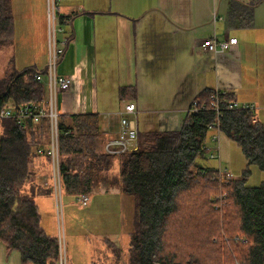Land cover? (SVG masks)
Masks as SVG:
<instances>
[{"label": "trees", "instance_id": "1", "mask_svg": "<svg viewBox=\"0 0 264 264\" xmlns=\"http://www.w3.org/2000/svg\"><path fill=\"white\" fill-rule=\"evenodd\" d=\"M57 14L59 26L69 23L70 16ZM249 14L251 9L232 2L231 20ZM13 39L11 0H0V49ZM39 72L16 69L11 56L0 78V108L43 102L46 85L35 79ZM134 89L123 86L119 94L132 99ZM212 92L205 88L192 100L207 104ZM227 97L234 99L230 92ZM215 116L213 109L186 112L178 130L138 133L137 149L120 155L102 151L105 137L99 114L58 116L63 195L89 194L100 183L106 189L117 187L131 199L129 243L124 250L121 246L111 250L114 264L118 259L122 264H200L193 253L180 262L179 254L170 249L185 243L198 248L202 235L214 230L218 232L210 241L218 252V264H264V180L257 186L246 184L251 166L264 173V123L248 109L221 111V134L240 147L246 168L241 177L220 184L218 170L197 162L205 157L207 125ZM48 135L47 119L21 124L13 118L0 120V243L17 250L21 264H54L58 254L55 226L52 230L50 221L46 224L35 201L38 194L52 195L50 182L43 187L37 181L50 172L48 156L37 153L39 146H47ZM114 165L117 172L109 177ZM27 184L29 190L24 191ZM220 192L225 197L218 205L215 197Z\"/></svg>", "mask_w": 264, "mask_h": 264}, {"label": "crops", "instance_id": "2", "mask_svg": "<svg viewBox=\"0 0 264 264\" xmlns=\"http://www.w3.org/2000/svg\"><path fill=\"white\" fill-rule=\"evenodd\" d=\"M233 1L251 9V14L231 20ZM20 2L26 24L23 38L27 41L18 42V13L11 0L14 39L0 49L10 50L3 76L11 54L20 71H43L47 62L46 0ZM56 4L60 15L71 17L68 24L59 26L64 52L56 72L73 79L72 86L57 95L59 115L97 113L107 139L117 133L123 104L132 100L138 110V133L178 130L191 100L210 88L226 90L238 103L251 104L256 120L264 123V0H56ZM212 35L218 39L233 37L236 42L227 52L212 55L200 50L199 42ZM31 39L37 45L36 53ZM17 53L27 61L17 64ZM152 70L170 72L173 78L152 81ZM123 86H133L135 97L121 98L119 89ZM44 180L38 177L37 181ZM100 193L117 199L124 196L117 187L106 189L99 183L87 194L89 202L90 196L95 198ZM52 198L51 194L35 196L43 220L46 224L50 221L53 230ZM67 213L64 235L67 232L66 245L71 246L77 230L71 219L76 215L72 210ZM129 229H124L126 245L105 238L104 246L99 247L92 236L81 232L75 260L68 254V264L105 260L113 264L108 246L114 243L124 250ZM0 264H21L20 253L0 243Z\"/></svg>", "mask_w": 264, "mask_h": 264}, {"label": "built area", "instance_id": "3", "mask_svg": "<svg viewBox=\"0 0 264 264\" xmlns=\"http://www.w3.org/2000/svg\"><path fill=\"white\" fill-rule=\"evenodd\" d=\"M47 1V62L42 73H36L35 79L41 81L46 85L45 100L40 103H29L20 106L17 109L11 106H3L0 108V120L13 118L18 123L25 121H32L33 123H39L42 119H47L49 126L48 143L46 147L39 146L37 148L38 154H46L49 158L50 172L46 180L51 182L52 196L55 202L54 217L58 225V231H56L58 254L54 264H68L66 241L64 238V223L62 228L60 222L63 216V193L62 183L59 168V146H58V112L56 109V97L60 91L68 90L72 84L73 79L71 77L60 76L56 72L58 61L60 60L64 52V42L56 40L55 33V14L54 7L56 0ZM51 9V11H50ZM51 35V36H50ZM56 35V34H55ZM235 39L233 37H225L218 39L215 35L202 39L198 48L206 51L210 54H218L221 52H227L234 44ZM228 91L223 89H214L210 94V100L207 104H201L198 100H192L186 109V112L196 113L202 109H213L216 113L214 121L207 125L208 131L211 133L210 138L214 142L213 147L204 146L206 150L210 151V158L219 159V143H220V125L219 115L222 110L230 109H248L253 111L254 106L251 104L238 103L234 99L227 97ZM137 107L132 100L126 101L121 111H119V123L117 133L105 139L102 145V151L109 155H120L126 152L134 151L138 147V128L136 119ZM133 116V118H129ZM219 165H220V159ZM218 177L222 180H230L231 175L218 169ZM45 180V181H46ZM74 202L81 206H86L89 202V196L87 194H79L74 197Z\"/></svg>", "mask_w": 264, "mask_h": 264}, {"label": "rangeland", "instance_id": "4", "mask_svg": "<svg viewBox=\"0 0 264 264\" xmlns=\"http://www.w3.org/2000/svg\"><path fill=\"white\" fill-rule=\"evenodd\" d=\"M14 6H15V14L16 12V27H17V35H18V42L26 43V39L23 38V31L25 32V22L23 17V6L20 7L21 2L20 0H13ZM58 3V1H57ZM47 1L45 5V14H46V20H45V42L47 41ZM20 9V11H19ZM51 11V9H50ZM58 6L54 7V14H55V20H54V26H55V33L54 36L56 40L60 39V28L58 25ZM56 34V35H55ZM51 36V35H50ZM31 45H34V52H37V45L31 39ZM10 55V50H1L0 51V78L3 76L5 69L7 68V60ZM12 56V54H11ZM26 59H21L18 53L16 54V63L22 64ZM58 65V64H57ZM59 67V65H58ZM43 72V71H42ZM153 77L151 78L152 81H155V79L160 80H166L167 78L171 79L173 77L170 76V72L167 71H150L149 72ZM172 80V79H171ZM151 82V81H149ZM162 91V87H159ZM60 93V92H59ZM57 93V95L59 94ZM57 98V97H56ZM58 100V98H57ZM121 111V110H120ZM138 113V110H137ZM136 115V119H137ZM129 118H133V116H130ZM101 130V129H100ZM149 131H143L140 133H145ZM208 138L206 140L205 145L207 147H213L214 142L211 140L210 135L211 133L208 132ZM220 143H219V159H220V165H219V159L218 158H210L209 154L210 151H206L205 157L201 158L199 157L197 159V162L205 165V166H213L216 170L221 169L222 171H226L231 175L232 178H239L242 176L243 170L246 168V160L245 157L240 149V147L231 139L226 138L223 134L220 132ZM59 146V145H58ZM60 156V153H59ZM117 172V166L114 165V167L110 170L109 177L113 173ZM49 175V174H48ZM48 175L43 176L42 178H47ZM41 178V179H42ZM49 180V179H48ZM46 180V181H48ZM220 184L222 183V179L219 177ZM264 180V173L261 172L257 167L251 166V173L246 180V184L248 186H257L261 183V181ZM44 180L42 182L43 187H47V183ZM227 181V180H224ZM229 181V180H228ZM50 182V181H49ZM51 184V182H50ZM32 185V184H30ZM24 191L29 190L28 184L23 188ZM53 197V196H52ZM71 197V198H70ZM221 197H225V194L223 192H220L217 197H215V200L218 201V205H221L222 202L219 201ZM53 199V207L55 212V202ZM63 203V216L62 220L60 222V227L62 228L64 220L66 223L67 218V211L72 210L73 213H75L76 217H72L71 221L73 222V225L77 228L76 231L73 233V239L75 241V244L71 243V246L66 245L67 249V258L68 254L71 255V257L75 260V255L78 250V235L83 232L87 234L88 236H92L90 239L96 244L97 247H99L102 244V241L105 240V238H114L116 239L121 245H126V242L128 241V238L125 236V231H127L128 228H131V206L132 202L129 196L124 195L123 198L117 199L114 197H108L104 193H100L97 197L93 198L90 196V202L86 206L77 207L78 205L74 202V198L72 196H63L62 198ZM71 203V204H70ZM234 207V206H232ZM107 219V220H106ZM55 220V217H54ZM125 224V225H124ZM127 229H126V227ZM64 227V226H63ZM123 227V228H122ZM125 227V228H124ZM55 230L58 231V225L55 221ZM130 230V229H129ZM55 231V232H56ZM217 230H214L212 233H207L206 235H202V245L200 247H196L193 243H185L183 245L178 246H172L170 250H174L179 254L178 260L181 261L184 257H188V254L193 253V256L198 258V261L200 264H218V252L217 250L211 245V235L217 233ZM66 236H68L67 232L66 235H64V238L66 240ZM114 236V237H113ZM111 245V244H110ZM104 246V245H103ZM118 248L115 246L113 249L108 248V250L111 253V250L117 251ZM127 248V247H126ZM125 248V249H126ZM119 249V248H118ZM112 255V253H111ZM121 256V254H120ZM114 257V255H113ZM123 257V256H122ZM116 258V257H115ZM119 258V257H117ZM116 258V259H117ZM120 261V259H118ZM117 264H122V261H120ZM109 264V263H108ZM111 264V263H110ZM114 264V263H113ZM234 264H241L240 262H236Z\"/></svg>", "mask_w": 264, "mask_h": 264}, {"label": "water", "instance_id": "5", "mask_svg": "<svg viewBox=\"0 0 264 264\" xmlns=\"http://www.w3.org/2000/svg\"><path fill=\"white\" fill-rule=\"evenodd\" d=\"M18 75V74H17ZM17 75L15 77H17Z\"/></svg>", "mask_w": 264, "mask_h": 264}]
</instances>
